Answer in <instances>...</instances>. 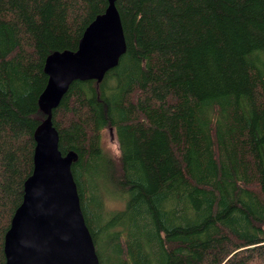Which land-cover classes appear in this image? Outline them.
<instances>
[{
	"label": "trees",
	"instance_id": "1",
	"mask_svg": "<svg viewBox=\"0 0 264 264\" xmlns=\"http://www.w3.org/2000/svg\"><path fill=\"white\" fill-rule=\"evenodd\" d=\"M106 0H0V264L45 58ZM125 51L51 111L98 264H264V0H116ZM111 130L120 155L102 146ZM107 201L118 206L106 207Z\"/></svg>",
	"mask_w": 264,
	"mask_h": 264
},
{
	"label": "water",
	"instance_id": "2",
	"mask_svg": "<svg viewBox=\"0 0 264 264\" xmlns=\"http://www.w3.org/2000/svg\"><path fill=\"white\" fill-rule=\"evenodd\" d=\"M115 1L106 0L103 13L83 30L75 52H54L44 60L47 81L37 106L45 118L33 131L32 170L3 237L4 264H98L70 172L75 154L58 151L51 111L72 82H100L124 53Z\"/></svg>",
	"mask_w": 264,
	"mask_h": 264
},
{
	"label": "rangeland",
	"instance_id": "3",
	"mask_svg": "<svg viewBox=\"0 0 264 264\" xmlns=\"http://www.w3.org/2000/svg\"><path fill=\"white\" fill-rule=\"evenodd\" d=\"M101 141H102V146L105 150H108L110 153H112L113 155H116L112 149L109 147V145H112V144H115L116 145V142H115V139H114V135H113V132L111 130H103L101 132ZM118 205L113 202V201H107L106 203V207L108 209H113L114 207H117Z\"/></svg>",
	"mask_w": 264,
	"mask_h": 264
},
{
	"label": "clouds",
	"instance_id": "4",
	"mask_svg": "<svg viewBox=\"0 0 264 264\" xmlns=\"http://www.w3.org/2000/svg\"><path fill=\"white\" fill-rule=\"evenodd\" d=\"M109 147L112 149V151L117 155L119 156L120 155V151L118 149V146L115 145V144H112V145H109Z\"/></svg>",
	"mask_w": 264,
	"mask_h": 264
}]
</instances>
